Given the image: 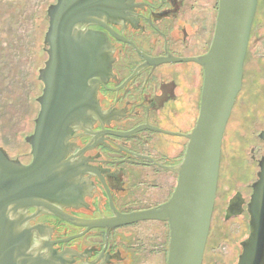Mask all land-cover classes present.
<instances>
[{
    "label": "flooded vegetation",
    "instance_id": "obj_1",
    "mask_svg": "<svg viewBox=\"0 0 264 264\" xmlns=\"http://www.w3.org/2000/svg\"><path fill=\"white\" fill-rule=\"evenodd\" d=\"M41 3L24 147L12 154L0 142L22 165L34 158L26 137L34 133L41 108V71L51 49L45 36L58 0ZM218 5L219 0H116L110 17L81 25L106 36L111 66L104 77H94L96 114L74 126L60 150L69 195L50 205L64 217L34 205L12 217L40 264H167L166 221L115 219L158 209L176 187L173 169L199 117L204 69L195 59L211 47ZM263 131L264 0H257L241 87L221 142L207 264H264V246L242 261L251 239L247 208L264 157ZM93 220L104 224L88 226Z\"/></svg>",
    "mask_w": 264,
    "mask_h": 264
},
{
    "label": "water",
    "instance_id": "obj_2",
    "mask_svg": "<svg viewBox=\"0 0 264 264\" xmlns=\"http://www.w3.org/2000/svg\"><path fill=\"white\" fill-rule=\"evenodd\" d=\"M42 0H0V142L11 152L22 150L26 131V95L40 47L37 15ZM116 0H58L45 42L51 46L41 77L45 87L34 133L26 137L33 154L28 165L11 159L0 146V264H40L28 251V237L12 217L28 205H50L69 194L60 150L72 128L84 126L96 114L97 81L110 69L109 43L99 32L81 25L110 17ZM257 0H219L216 28L209 51L196 58L204 69L199 117L187 134L171 197L158 209L115 219L126 224L160 219L169 225L167 264H205L211 215L216 197L223 133L241 87L243 62ZM52 11L50 12V14ZM264 139V131L261 135ZM226 136V143L229 141ZM236 138H232L234 140ZM238 141V140H237ZM235 141V143H237ZM234 143V141H233ZM250 251L264 246V157L247 208ZM64 217V216H62ZM103 225L102 220L86 222ZM263 239V240H262Z\"/></svg>",
    "mask_w": 264,
    "mask_h": 264
}]
</instances>
